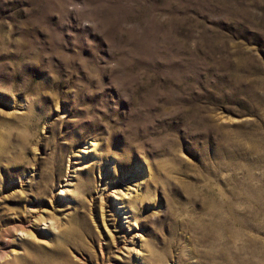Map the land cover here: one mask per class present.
<instances>
[{
  "label": "rangeland",
  "instance_id": "obj_1",
  "mask_svg": "<svg viewBox=\"0 0 264 264\" xmlns=\"http://www.w3.org/2000/svg\"><path fill=\"white\" fill-rule=\"evenodd\" d=\"M0 264H264V0H0Z\"/></svg>",
  "mask_w": 264,
  "mask_h": 264
}]
</instances>
